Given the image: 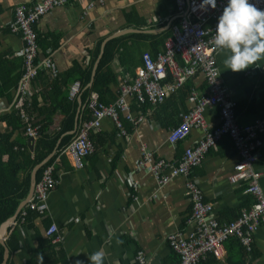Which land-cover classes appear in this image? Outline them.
Instances as JSON below:
<instances>
[{
    "label": "crops",
    "instance_id": "crops-1",
    "mask_svg": "<svg viewBox=\"0 0 264 264\" xmlns=\"http://www.w3.org/2000/svg\"><path fill=\"white\" fill-rule=\"evenodd\" d=\"M39 1L41 0H0L2 81L7 80L9 76L19 77L23 71V41L19 35L12 33L9 27L15 18V10L19 5H33ZM90 2L91 0H70L67 6L53 9L43 16L36 26L41 39L39 59L50 58L58 69V75L53 77L41 72L32 83V92L27 98H38V109L48 106V114L52 109V101L49 99L51 80L63 76L70 79V84L74 79V83L80 82V71L85 73L91 67L93 76L102 43L109 37L125 30L136 31L125 35H148V38L137 40L134 45L127 43V49L135 55L134 59H125L128 64H122L119 56L112 63L113 73L120 86L122 81L134 79L136 70L143 62L136 68L133 65L141 63L145 52L156 55L163 50L164 45L157 47L156 43L167 37L168 32L172 33L173 27L178 23L173 0H103L102 4L96 3L95 7L83 16ZM141 23L148 27L139 29ZM152 35H155L154 38ZM101 41L99 54L94 60ZM124 52L125 49L121 48L119 55ZM226 55V51L219 50L217 63L230 100L235 104L237 122L241 127L256 125L258 121H264V60L234 73L224 64ZM206 89L205 77L198 73L180 89L167 93L162 104L150 103L151 107L146 111H133L135 120L141 119L139 125H134L122 115L127 121L126 124L122 121L127 133L125 137L121 135L113 120L104 119L101 130L93 132L91 136L96 150L81 170L73 168L68 157L60 154L52 163L54 176L59 180V184L50 194L49 212L45 217L37 214L38 216L31 218L30 226H27L28 222L14 226L19 231L20 244L18 250L10 253V262L40 264L42 256L38 237L45 238L46 229L51 225L58 227L62 238L59 244L54 245L56 252L60 253L53 256V259H57L54 264H77V261L90 264L88 256L97 250L104 252V264H139L137 256L140 251L145 253L151 264H172L177 261L178 257L166 238L178 230L187 234L191 230L187 220L191 213L192 201L185 186V179L176 178L159 189L155 177L149 172L138 171L137 164L142 156L141 143H145L148 149L154 151L157 158L174 163L180 161L187 148L198 146L205 138L203 128H193L188 137L176 145H171L168 137L173 128L181 125L183 117L195 108L191 91L205 93ZM64 90L67 91L65 84L60 94L63 95ZM84 91L85 89L81 88L76 97L75 119L77 120L80 113V122L87 117L88 104L82 98ZM115 91L118 93L119 88ZM14 103L15 95L11 99L0 97V115L16 110L13 108ZM32 110L33 116H29L32 121L44 120V115H40L39 110ZM62 110V107H58L55 116L51 113L54 120L50 129L52 135L60 129V124L65 118ZM19 115L21 117L20 112ZM205 119L210 129H217L221 124L219 109L208 108L205 111ZM9 131L10 128L6 124L0 123V133ZM68 133L58 140L55 150L49 155L51 157L48 156L50 159L58 153L62 139L69 135ZM259 133L264 143V124ZM23 136L27 137L29 151L34 153L39 135L35 139L33 150L28 145L27 128ZM19 137L20 134L16 131L12 139ZM4 160H7V157ZM239 161L240 154L232 137L223 136L192 174L203 192L205 201L212 205L214 217L220 222L235 220L244 209L251 208L255 202L254 198L245 192L250 181L238 184L229 181V176ZM253 169L260 175L258 182L264 195V144ZM39 181L37 177V183ZM133 182H138L137 189L132 186ZM156 194L157 198L154 197ZM224 250L222 258L211 255L200 264H264V224L254 236L251 252L238 246L234 238L226 243ZM50 255L48 252V260Z\"/></svg>",
    "mask_w": 264,
    "mask_h": 264
},
{
    "label": "built area",
    "instance_id": "built-area-1",
    "mask_svg": "<svg viewBox=\"0 0 264 264\" xmlns=\"http://www.w3.org/2000/svg\"><path fill=\"white\" fill-rule=\"evenodd\" d=\"M177 25L173 27L172 35L167 38L161 52L153 55L143 54L142 66L136 70L132 81H122L119 86L118 99L109 105L99 102L97 94H93L88 103L92 117L82 121L74 139L61 153L66 155L77 170L86 165L88 157L95 152L91 139L93 132L101 130L102 121L106 118L113 120L122 136L127 133L122 124V115L139 125L141 119L133 115V102L144 104L147 100L153 105L162 104L166 94L183 87L198 73L205 77L207 89L205 93L191 91V98L195 108L183 117L180 126L173 128L168 141L176 145L185 140L193 128H203L205 138L196 147L187 148L178 162H169L157 158L154 151L141 143V159L137 164L138 171L154 174L158 188H162L176 178H184L185 186L192 201V209L187 224L191 230L184 233L178 230L167 236L170 248L178 256L172 264H199L210 255L222 258L225 254L224 243L231 239H238L248 252L252 251L254 236L264 224V195L259 186L260 175L253 169L259 153L263 147V140L259 131L264 121L256 125L241 127L237 122L235 104L220 75L214 36L218 17L222 14L227 0H216V6L208 5V0H174ZM257 8L264 9V0H250ZM96 3L103 0H91L84 10L83 16L92 10ZM70 4V0H41L33 5L22 4L15 10V18L10 23V31L19 35L23 41L22 58L23 72L18 82L13 108L18 110L27 124V136L36 139L39 127L33 125L24 109L25 98L31 95V85L41 72L57 77L58 69L50 58L39 59L40 45L36 26L41 18L53 9ZM171 81V82H170ZM82 86L75 82L70 88V98L75 99ZM29 99V98H28ZM208 108H218L221 124L217 129H210L206 123L205 111ZM231 136L240 154V161L229 176L232 184L250 181L246 193L254 198V204L244 209L241 215L231 222H220L213 215V207L205 201L203 192L192 173L200 166L203 159L216 147L223 136ZM59 180L54 176V166L49 165L42 173L36 184L32 199L20 211L17 221L12 225H23L27 222L29 213H36L45 217L49 212V197L58 186ZM132 186L137 189L138 182ZM157 198V194L154 195ZM137 200V198H136ZM45 236L54 244L61 242L59 229L51 225ZM137 260L139 264H151L145 253L140 251Z\"/></svg>",
    "mask_w": 264,
    "mask_h": 264
},
{
    "label": "trees",
    "instance_id": "trees-1",
    "mask_svg": "<svg viewBox=\"0 0 264 264\" xmlns=\"http://www.w3.org/2000/svg\"><path fill=\"white\" fill-rule=\"evenodd\" d=\"M139 25H140L139 29L148 27L144 23H141ZM168 33L169 34L167 35V37L163 38L161 41L156 43L157 47L163 46L167 38L172 35L171 31ZM154 36L155 35H152V38H154ZM39 38L40 37L38 35V41L40 42L41 39ZM146 38H148V35L129 34L110 41L105 47V52L100 61L92 87H88L91 81L92 67L89 68V70L85 73L80 71L81 76L79 77L80 78L79 81L81 83L82 90L85 89L82 95L84 102L88 104L91 95L93 93H96L98 95L99 102L105 105L114 103L118 99L119 92L116 93L115 90L118 89L119 86L116 80V75L113 73L111 65L118 56L119 59L122 61V64H128V62L125 61V59L126 60L134 59L135 55L129 52V50L127 49L128 48L127 43L129 42V44L134 45L136 44L137 40L146 39ZM101 43L102 41L99 43L98 48L95 52L94 60L97 58L99 54ZM121 48H124L125 52L119 55ZM141 64L142 61L141 63H137L134 65L132 64V65L134 68H136ZM9 73L10 72H8L7 75H9ZM21 75L22 74H20L19 77L16 75L14 77L9 76L7 80L3 76V79H5L3 81L0 79V97H7L8 99H11L13 95H15ZM74 80L70 84V79H67L65 77L63 78V76H61L59 78L52 79L51 80L52 82L49 84V88H50L49 91H51V93H49V99L50 101H52V109L49 111L53 113L55 116L57 108L62 107L63 108L62 114L65 117L60 124V129L54 135L50 133L51 124L52 125L54 124V120H53V115L51 113L48 114V109H47L48 106H46L45 109H38L37 106L39 104L38 98L33 97V100L25 98L24 109L26 110L28 116H33V113L31 112L33 111L32 108L39 110L38 113L40 115H44L43 121L38 120L37 122H34V126L36 125L39 126V137L36 140L34 153L29 151L26 144L27 137L23 136V133L26 132L27 126L24 120L21 119L19 115V111L12 110L8 113H2L0 115V123H4L8 128H10L9 132L0 133V226L2 225V223H4L6 220L11 218L16 213L20 203L27 197L30 189L31 173L33 168L37 164L42 162L45 158H47L50 154L53 153V151L57 146L58 140L61 138L62 135L74 129L77 103H76V98L70 99V97H68V93L70 92V87L74 83ZM64 84L67 88V91L64 90L62 95L60 93H62ZM47 86H48V82H47ZM112 87L115 88L113 89ZM49 91H47V94ZM61 95L62 97H60ZM43 98L45 99V95H43ZM149 107H151V104L149 103L148 100L144 104H140L136 100H134L133 102L134 112H139L140 110L146 111L147 108ZM86 116L87 117L83 121H87L92 117V113L89 109H87ZM122 121L124 124L127 123V121L123 119V116H122ZM16 131L19 132L20 137L13 140L12 137L14 132ZM74 137L75 135H66L65 137H63L61 144L57 150L58 153L55 154L50 159V161L46 165H44L42 169L38 172V176H37L38 181L41 179L44 169L49 165H52L54 160L71 143ZM5 157H7V160H4ZM88 159L89 157L87 158L86 162L88 161ZM150 174L154 176V174L152 173ZM34 216L36 217L38 215L33 212L29 213L27 217L28 223L26 222L27 226H30L32 221L31 218H33ZM226 222H231V221H226ZM7 235L8 237L6 239V245L9 248L10 253H14L16 250H18L20 244L19 242L20 236L17 227L14 228L10 227L7 231ZM38 238H39L38 241L41 245V256H42L41 261H39L40 264H45L44 262H47L49 264L56 263L57 259H53V256L59 255L60 253L56 252V246H54L55 244H53L52 241L47 238V236H45V238L42 236ZM229 240H227L224 243V246ZM236 242L238 246L246 250V248L243 247V245L240 243L238 239H236ZM48 252L51 253L49 257L50 260H48ZM3 258H4V247L0 245V264L3 262ZM8 264H14V263L10 262L9 260Z\"/></svg>",
    "mask_w": 264,
    "mask_h": 264
},
{
    "label": "clouds",
    "instance_id": "clouds-1",
    "mask_svg": "<svg viewBox=\"0 0 264 264\" xmlns=\"http://www.w3.org/2000/svg\"><path fill=\"white\" fill-rule=\"evenodd\" d=\"M207 4L215 7L216 0H208ZM214 44L227 52L224 64L234 73L264 60V9L257 8L250 0H227L218 17ZM88 260L90 264H104V252L97 250Z\"/></svg>",
    "mask_w": 264,
    "mask_h": 264
},
{
    "label": "water",
    "instance_id": "water-1",
    "mask_svg": "<svg viewBox=\"0 0 264 264\" xmlns=\"http://www.w3.org/2000/svg\"><path fill=\"white\" fill-rule=\"evenodd\" d=\"M130 32H136V31L135 30H125V31L118 32L115 35L109 37L107 40H105L102 43L101 53H100V55H99V57H98V59H97V61L95 63L94 70H93V76H92L91 82L89 84V87H92V84H93L94 78H95V74H96V70H97L99 62H100V60L102 58V55L104 54V49H105V46H106L107 42H109L110 40H112V39H114L116 37H120V36L125 35L126 33H130ZM81 109H82V107H81ZM80 123L81 122H80V113H79V115L77 117V120H76L75 129L72 132L68 133V134L69 135H75ZM28 145H29V148L33 150L34 145H35V139L33 137H29L28 138ZM49 157H51V156H49ZM49 157H47L45 160H43L41 163L37 164L34 167V169L32 171V174H31L30 189H29V193H28L27 197L20 203V205L17 208L16 213L11 218H9L4 223H2V225L0 226V245L2 247H4V258H3V262L1 264H8L9 259H10V250H9V248L6 245V234H7V231L16 222V220L18 219L20 211L32 199V197L34 195V192H35V187H36V184H37L38 172L44 165H46L48 163V161L50 159Z\"/></svg>",
    "mask_w": 264,
    "mask_h": 264
},
{
    "label": "bare ground",
    "instance_id": "bare-ground-1",
    "mask_svg": "<svg viewBox=\"0 0 264 264\" xmlns=\"http://www.w3.org/2000/svg\"><path fill=\"white\" fill-rule=\"evenodd\" d=\"M245 183V182H244ZM254 201V200H253Z\"/></svg>",
    "mask_w": 264,
    "mask_h": 264
}]
</instances>
